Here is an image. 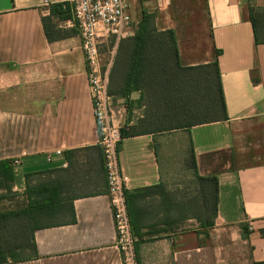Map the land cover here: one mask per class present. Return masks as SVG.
I'll return each mask as SVG.
<instances>
[{
    "label": "crops",
    "instance_id": "crops-1",
    "mask_svg": "<svg viewBox=\"0 0 264 264\" xmlns=\"http://www.w3.org/2000/svg\"><path fill=\"white\" fill-rule=\"evenodd\" d=\"M50 2L0 0V162L12 161L25 184L26 175L57 173L76 220L34 227L36 256L8 264H122L79 30L70 0ZM66 3L71 18L53 22L69 36L49 41L42 18ZM129 5L134 35L151 15L157 33L174 31L182 68L216 65L223 96V110L213 108V78L196 70L173 93V113L222 117L183 128L159 124L161 92L112 97L138 263H264V0ZM189 161L192 173L180 168ZM198 176L218 182L208 221L196 215ZM23 197L15 210L28 206Z\"/></svg>",
    "mask_w": 264,
    "mask_h": 264
},
{
    "label": "trees",
    "instance_id": "trees-1",
    "mask_svg": "<svg viewBox=\"0 0 264 264\" xmlns=\"http://www.w3.org/2000/svg\"><path fill=\"white\" fill-rule=\"evenodd\" d=\"M53 18L68 20L71 18L70 7L66 4H55L50 7V16L42 18L45 33L49 41L62 39L69 36V33L58 29L53 22ZM153 17L144 14L139 24L138 30L133 37L123 39L118 43L117 55L114 66L110 73V96H117L130 102L131 95L136 91L149 90L154 92L167 93L165 102V111L159 118V124L163 123L165 127H188L194 123H201L204 120H215L221 118L216 114L215 109L210 116L204 119H198L193 114H174L172 106L177 102L173 93L184 92L187 81H191L196 70H205L200 75L207 78H213V108L223 105V96L218 82L215 85V78L218 79V70L216 65L204 66L197 69H185L179 64V53L176 46L174 31L157 33L152 27ZM111 43L114 45L115 41ZM212 68L214 70H212ZM213 71V72H212ZM208 79V78H207ZM165 95V94H164ZM223 110V106L221 107ZM171 114V116H165ZM197 116L190 119V116ZM177 116L179 122L174 124L169 119ZM188 116V120H187ZM194 157V156H193ZM47 172L46 174H51ZM41 175V174H38ZM35 175H26L28 206L26 208L14 211H2L1 201L8 197V192L12 191L11 185L15 184L16 177L12 161L0 162V190H5L6 194L0 193V264L9 262H19L36 256V246L34 244V227H48L57 222L74 223L75 210L72 202L65 198L62 186L55 181L31 186V178ZM198 180L207 184L203 187V193L213 195L212 206L216 214L218 182L215 177L201 178ZM20 221L17 229H8L9 221ZM30 225L32 242L25 240V234L22 235L26 224ZM14 234L12 235V230ZM21 241L20 245H13L10 237ZM32 253V256L25 255L24 252ZM264 264V263H259Z\"/></svg>",
    "mask_w": 264,
    "mask_h": 264
},
{
    "label": "built area",
    "instance_id": "built-area-1",
    "mask_svg": "<svg viewBox=\"0 0 264 264\" xmlns=\"http://www.w3.org/2000/svg\"><path fill=\"white\" fill-rule=\"evenodd\" d=\"M74 23L79 30L84 52L90 94L99 131V146L103 153L108 195L110 197L117 247L122 264H139L136 254L137 238L132 231L126 198L127 179L120 164L119 153L123 141L121 127L114 121L109 94V74L118 43L134 36L129 0H70ZM50 0L43 5L50 6ZM115 41L112 60L104 70L100 47ZM58 156L62 151L56 152ZM48 161H52L48 157ZM18 162H14L16 165Z\"/></svg>",
    "mask_w": 264,
    "mask_h": 264
},
{
    "label": "rangeland",
    "instance_id": "rangeland-1",
    "mask_svg": "<svg viewBox=\"0 0 264 264\" xmlns=\"http://www.w3.org/2000/svg\"><path fill=\"white\" fill-rule=\"evenodd\" d=\"M114 46H115V44L113 45L111 43V41H109L107 43H104L100 47L101 59H102L101 64H102L104 70L106 68H108V66L112 60V52H113ZM117 48H118V46H117ZM116 55H117V50H116V54L114 56L113 64H114ZM113 64L111 66L110 73H111V70L114 66ZM109 88H110V74H109ZM164 94H165V96L168 97L167 93H164ZM165 116H171V114H166ZM172 117H175V120L172 118L169 119V120H173V121H171L172 123L176 124L180 121L177 116H172ZM196 117L197 116H190V119H193ZM205 117L206 116H198L197 118L198 119H204ZM187 120H188V116H187ZM189 155H190V153H189ZM190 157L191 156H189L188 158L190 159ZM180 168H181V170L188 169L192 173L190 161L188 162L187 165L185 163H182ZM55 174H57V173L53 172L51 174H41V175L35 176V177L31 178L30 184H31V186H37V185L46 183L47 181H54V179L52 178V175H54L56 177ZM19 179L16 181L15 184L11 185L12 191L8 192L7 194L4 193V194L8 195V198L4 202H2L3 210H6V211L7 210H15V209H18L24 205L25 197H23V194L27 193V191H26L27 186H26L25 182H23V181L20 182ZM203 187H207V184L197 180V184H196V189H197L196 215L199 219L208 221L210 219H213L215 216V213H214L215 211H214V208L212 206L213 195L211 193H208V192L203 193V190H202ZM67 192H65L67 194V195H65V198L69 199V197H71V195L68 194ZM19 223H20V221H16V220L9 221L8 229H11V228L17 229L19 227ZM29 226L30 225L27 223L25 226V229L23 230V233H22V235L26 233V235H24L25 240L27 241L26 243L29 242V229H28ZM14 229L12 230V235L14 234V232H13ZM13 237L14 236L10 237V239L13 240L14 239ZM21 243L22 242L19 241V239L18 240L14 239L12 242V244L14 246L20 245Z\"/></svg>",
    "mask_w": 264,
    "mask_h": 264
}]
</instances>
